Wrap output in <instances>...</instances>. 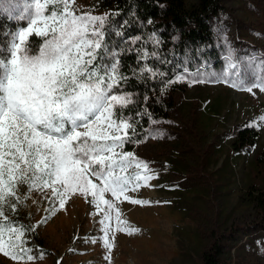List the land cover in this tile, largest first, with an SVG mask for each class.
Wrapping results in <instances>:
<instances>
[{
    "label": "rangeland",
    "instance_id": "rangeland-1",
    "mask_svg": "<svg viewBox=\"0 0 264 264\" xmlns=\"http://www.w3.org/2000/svg\"><path fill=\"white\" fill-rule=\"evenodd\" d=\"M197 1L184 0L187 7ZM222 4L224 9L214 19L223 48L222 67L208 65L176 76L172 115L132 150L124 145L123 151L146 162L148 170L131 166L123 174L153 176L147 186L142 184L138 191L127 194L150 203L136 205L104 194L103 199L114 203L108 221L112 227L109 250L101 239L104 225L100 222L109 211L102 201L97 208L90 195L76 191L66 197L61 209L58 202L33 191L15 214L34 228L25 239L37 259L27 264H201L202 253L215 243L222 245V255L231 262L264 264V212L243 202L251 184L264 183V166L256 164L264 151V91L249 92L206 78L207 73L224 70L229 46L237 58L264 59V0H223ZM73 7L94 15L108 14V18L111 15L99 0H75ZM0 10L27 26L26 19H19L24 0H0ZM197 70L204 82L192 83L194 75L188 73ZM181 76L185 78L178 79ZM252 118L260 121L262 139L253 151L231 157L237 127ZM177 184L184 190L178 193L182 199L174 201L170 196L175 195L167 189ZM193 188L200 195L193 196ZM227 190L231 192L225 196ZM26 191L19 186L21 195ZM47 195L52 196L51 190ZM117 210L121 220L140 231L129 235L117 230ZM0 264L18 262L0 254Z\"/></svg>",
    "mask_w": 264,
    "mask_h": 264
},
{
    "label": "snow or ice",
    "instance_id": "snow-or-ice-1",
    "mask_svg": "<svg viewBox=\"0 0 264 264\" xmlns=\"http://www.w3.org/2000/svg\"><path fill=\"white\" fill-rule=\"evenodd\" d=\"M74 4L75 0H24L19 19H26L27 26L10 34L7 47L0 43V254L18 264L37 259L25 239L34 228L11 218L33 191L58 202L61 209L66 197L76 191L90 195L97 208L102 201L109 211L100 222L104 225L101 239L109 250L108 221L114 203L103 199L104 194L136 205L150 203L127 193L147 186L153 176L123 174L131 166L148 170V164L123 151L136 131L131 116L123 112L132 94L121 91L129 77L120 71L119 51L106 39L122 35V30L107 24L108 14L80 12ZM32 34L42 39L27 41ZM149 39L159 44L154 33ZM139 57L158 59L155 51L147 50ZM224 60V70L207 73V79L249 92L264 91V59L237 58L229 46ZM137 72L166 75L147 63ZM188 75H194L192 83L204 82L199 70ZM21 185L27 188L23 195ZM120 216L117 210V230L129 235L140 231Z\"/></svg>",
    "mask_w": 264,
    "mask_h": 264
},
{
    "label": "trees",
    "instance_id": "trees-1",
    "mask_svg": "<svg viewBox=\"0 0 264 264\" xmlns=\"http://www.w3.org/2000/svg\"><path fill=\"white\" fill-rule=\"evenodd\" d=\"M222 2L198 0L187 7L184 0H99L101 7L110 9L107 24L119 26L123 33L109 35L106 39L119 51L120 71L129 77L121 91L131 93L132 102L123 112L131 116L136 131L131 141L125 144L127 150H132L135 143L142 142L151 129L172 115L175 84L168 81L185 73V69L194 72L208 65L216 69L222 67L223 48L214 28L215 17L224 9ZM19 27H26V24L0 10V43L7 47L10 34ZM153 33L159 40L158 45L150 42ZM136 38H139L137 43H132ZM40 39L34 34L28 37V41ZM142 50L155 51L158 59L141 60L139 53ZM144 63L166 75L149 77L147 73L139 74L137 70ZM261 139L260 121L252 118L237 127L232 152L253 151ZM256 164L264 166V151L257 156ZM243 202L264 212V183L251 184ZM11 218L25 225L21 216L12 215ZM222 253V245L215 243L202 253L201 264H238Z\"/></svg>",
    "mask_w": 264,
    "mask_h": 264
},
{
    "label": "crops",
    "instance_id": "crops-1",
    "mask_svg": "<svg viewBox=\"0 0 264 264\" xmlns=\"http://www.w3.org/2000/svg\"><path fill=\"white\" fill-rule=\"evenodd\" d=\"M241 154H243V153H242V152H241V153H237V152H236V153H233V152H232L231 157H234V156H237V157L239 156V157H240ZM231 157H230V158H231ZM171 169H172V168L169 169V174H170L171 171H172ZM174 171H175V170H174ZM176 172L179 173V174L181 173V171H176ZM183 175L186 176V175H187V172H183ZM167 190H168L167 192H169L170 194L175 195V196H172V195H171V196H170V199H172V200H174V201H175L176 199H177V200H178V199H182V198H181L182 195H181V194L178 195V193H180L181 191L184 190V187H183L181 184L173 185V186H171L170 189H167ZM191 190L193 191V194H192L193 196H195V195H200V194H199V189H198V188H195V189L193 188V189H191ZM185 192H186V191H185ZM185 192H184V193H185ZM195 192H196V193H195ZM230 192H231V190H227V192H225V193L223 192V193H224L225 196H227L228 193H230ZM184 195H185V194H183V197H184ZM187 197H188V195L186 196V199H187ZM244 203H245V202H244ZM245 204H247V203H245Z\"/></svg>",
    "mask_w": 264,
    "mask_h": 264
}]
</instances>
